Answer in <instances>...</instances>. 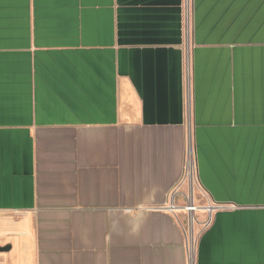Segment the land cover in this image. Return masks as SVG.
Instances as JSON below:
<instances>
[{"label":"crops","instance_id":"obj_1","mask_svg":"<svg viewBox=\"0 0 264 264\" xmlns=\"http://www.w3.org/2000/svg\"><path fill=\"white\" fill-rule=\"evenodd\" d=\"M190 158L202 228L166 209ZM8 246L0 264H264V0H0Z\"/></svg>","mask_w":264,"mask_h":264},{"label":"built area","instance_id":"obj_2","mask_svg":"<svg viewBox=\"0 0 264 264\" xmlns=\"http://www.w3.org/2000/svg\"><path fill=\"white\" fill-rule=\"evenodd\" d=\"M195 162L194 160H192V158H190L186 164V170H185V176L182 178L180 184L181 186L185 183H189L187 181H191L193 180V178L195 177ZM181 199H185V203L181 204V207L178 206L175 202L170 203L166 209L170 210V211H177L181 208V211H187L190 213H194L196 214V212H201L204 211L208 214V218L207 220L203 223V226H207L209 224L210 221V216L213 212V210L215 209L214 206H212L211 204H209L206 207H201L202 209H199V205L196 204L194 202V198H193V194L192 193H184L181 190ZM196 220L194 219V216L192 218V222L194 223ZM187 250L189 252H193L196 248V238L194 235H189L187 234Z\"/></svg>","mask_w":264,"mask_h":264},{"label":"rangeland","instance_id":"obj_3","mask_svg":"<svg viewBox=\"0 0 264 264\" xmlns=\"http://www.w3.org/2000/svg\"><path fill=\"white\" fill-rule=\"evenodd\" d=\"M190 183V190L192 191L193 195H195L196 201L195 203L199 205V207H206L209 205V203L206 200L205 193L202 191V189L197 185V182H189ZM188 183V184H189ZM185 203V199H181V204ZM200 208V209H202ZM204 212V211H203ZM203 214V215H202ZM205 214V215H204ZM207 213H198L197 216L200 220H198L199 227L202 228L203 223L205 221Z\"/></svg>","mask_w":264,"mask_h":264},{"label":"water","instance_id":"obj_4","mask_svg":"<svg viewBox=\"0 0 264 264\" xmlns=\"http://www.w3.org/2000/svg\"><path fill=\"white\" fill-rule=\"evenodd\" d=\"M1 250H4V249H9V246L8 247H6V248H0Z\"/></svg>","mask_w":264,"mask_h":264},{"label":"bare ground","instance_id":"obj_5","mask_svg":"<svg viewBox=\"0 0 264 264\" xmlns=\"http://www.w3.org/2000/svg\"><path fill=\"white\" fill-rule=\"evenodd\" d=\"M200 208H201V207H200ZM200 208H199V209H200Z\"/></svg>","mask_w":264,"mask_h":264}]
</instances>
